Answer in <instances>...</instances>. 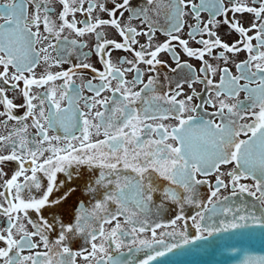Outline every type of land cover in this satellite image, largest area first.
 <instances>
[{"label":"snow or ice","instance_id":"obj_1","mask_svg":"<svg viewBox=\"0 0 264 264\" xmlns=\"http://www.w3.org/2000/svg\"><path fill=\"white\" fill-rule=\"evenodd\" d=\"M217 234L264 264V0H0V264Z\"/></svg>","mask_w":264,"mask_h":264},{"label":"water","instance_id":"obj_2","mask_svg":"<svg viewBox=\"0 0 264 264\" xmlns=\"http://www.w3.org/2000/svg\"><path fill=\"white\" fill-rule=\"evenodd\" d=\"M228 234H217L206 241L184 246L159 258L157 264H242L244 252L229 251L228 246L234 241L225 240ZM243 247L249 248L256 255H264V242L259 234Z\"/></svg>","mask_w":264,"mask_h":264},{"label":"flooded vegetation","instance_id":"obj_3","mask_svg":"<svg viewBox=\"0 0 264 264\" xmlns=\"http://www.w3.org/2000/svg\"><path fill=\"white\" fill-rule=\"evenodd\" d=\"M205 17H206V14H205ZM185 32H187V29H185ZM185 38H186V37H185ZM161 39H163V37H161ZM114 55H123V53H116V54H114ZM165 58L167 59L166 56H165ZM93 60H95L94 57H93ZM89 78H90V77H89ZM77 83H80V81L77 80ZM85 94L87 95L88 93L85 92ZM241 98H243V95L241 96ZM248 182L250 183L251 181H248ZM224 194L227 195L228 193L225 192ZM249 199H250V198H249ZM123 252H124V256H125L127 259H129V260L133 259L132 255H131L130 253H128L127 249H124ZM139 256H142V254H138V258H139Z\"/></svg>","mask_w":264,"mask_h":264}]
</instances>
